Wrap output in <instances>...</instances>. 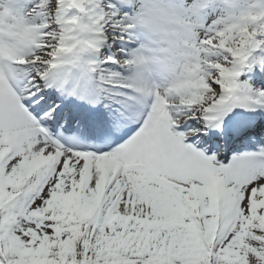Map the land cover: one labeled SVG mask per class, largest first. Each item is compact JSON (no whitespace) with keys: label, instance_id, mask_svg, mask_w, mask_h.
<instances>
[{"label":"snow or ice","instance_id":"6c2138e0","mask_svg":"<svg viewBox=\"0 0 264 264\" xmlns=\"http://www.w3.org/2000/svg\"><path fill=\"white\" fill-rule=\"evenodd\" d=\"M0 264H264V0H0Z\"/></svg>","mask_w":264,"mask_h":264}]
</instances>
